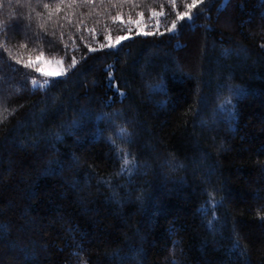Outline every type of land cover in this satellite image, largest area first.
Here are the masks:
<instances>
[{
	"label": "trees",
	"instance_id": "obj_1",
	"mask_svg": "<svg viewBox=\"0 0 264 264\" xmlns=\"http://www.w3.org/2000/svg\"><path fill=\"white\" fill-rule=\"evenodd\" d=\"M192 2L0 0V264H264V0Z\"/></svg>",
	"mask_w": 264,
	"mask_h": 264
},
{
	"label": "rangeland",
	"instance_id": "obj_2",
	"mask_svg": "<svg viewBox=\"0 0 264 264\" xmlns=\"http://www.w3.org/2000/svg\"><path fill=\"white\" fill-rule=\"evenodd\" d=\"M227 1L228 0H223V4H225ZM124 40L126 39L120 40L119 44L122 43ZM119 44L113 43L111 44L112 45L111 47H117ZM36 64L40 65V67H38V71L40 72V74H42L41 76L43 77L44 80L47 78L48 79L59 78L65 74V68L62 65V63L40 59L39 61L36 62ZM56 73H61V74L56 75ZM40 84L41 83H36L34 87H37Z\"/></svg>",
	"mask_w": 264,
	"mask_h": 264
},
{
	"label": "snow or ice",
	"instance_id": "obj_3",
	"mask_svg": "<svg viewBox=\"0 0 264 264\" xmlns=\"http://www.w3.org/2000/svg\"><path fill=\"white\" fill-rule=\"evenodd\" d=\"M195 6H196V0H193L192 4L189 5V8H194ZM186 17H187L189 20L192 19L191 15H190L188 12H184V13L180 14L178 18H179L181 21H183V20H185ZM176 27H177L176 23L173 22L172 25H171V28L168 29V31H173V30L176 29ZM143 34H144V35H153L154 33L146 32V33H143ZM161 34H163V33H161ZM127 38H128V37H126V36H125V37H118L116 43L119 44L120 40H122V39H127ZM103 46H104V45H101V47H103ZM109 46L111 47L112 45L109 44ZM72 64H73V66L75 65V60H74V59H73V61H72ZM59 74H61V73H56V75H59ZM32 83L35 85V84H36V81L33 80Z\"/></svg>",
	"mask_w": 264,
	"mask_h": 264
}]
</instances>
